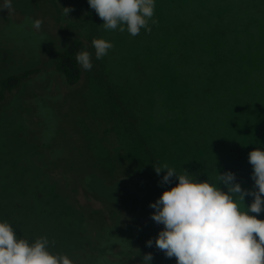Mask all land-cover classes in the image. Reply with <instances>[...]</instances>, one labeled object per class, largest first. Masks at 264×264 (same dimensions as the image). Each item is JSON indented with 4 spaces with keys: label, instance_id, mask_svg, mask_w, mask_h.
I'll return each instance as SVG.
<instances>
[{
    "label": "rangeland",
    "instance_id": "rangeland-1",
    "mask_svg": "<svg viewBox=\"0 0 264 264\" xmlns=\"http://www.w3.org/2000/svg\"><path fill=\"white\" fill-rule=\"evenodd\" d=\"M13 6L10 14L0 10V78L36 66L49 67L51 64L39 54L41 47L61 48L73 37H85L84 28L73 16L63 14V7L67 6L61 0L54 3L38 0L36 5L33 0H13ZM36 19L43 21L39 30L32 26ZM103 32L104 40L114 45L106 55V78L116 90L125 91L127 103L123 107L130 115L119 113L113 118L88 72L78 86L70 89L48 70L15 94L0 120V180L10 183L7 189L11 196H18L22 191L27 196L26 206H20L16 216L23 226L22 232L31 241L45 236L50 241V250L54 241L56 252L70 254L75 247H95L92 229L117 226L98 238L105 251L119 254L136 239L130 257L132 263L142 264L143 256L152 253L150 264H166L171 259L154 242L163 225L152 220L155 209L150 204L178 180L173 177L177 180L175 183H162L166 173L162 171L158 175L154 167L162 168L164 164L171 167V162L176 166L179 160L174 159L191 149L178 145L177 132L179 136L181 128L174 130L172 121L162 117L157 99H145L144 86L132 83L133 70L128 64L139 35L133 37L119 28H103ZM147 88L157 91L154 82L148 83ZM165 101L169 107L175 105L174 101ZM182 105L187 106V102L183 101ZM38 106L55 108L62 114L64 121L53 135L41 134V119L35 115ZM51 123V120L45 122L48 127ZM223 130L225 142L229 137L246 135ZM207 149L208 146H203L200 154L204 156ZM254 149L257 148L250 150ZM152 156L158 157V164L151 160ZM187 158L189 163L195 162L193 155ZM249 165L252 178L253 167ZM144 174L154 176L156 188L148 180H142ZM190 175L199 181L215 183L208 175ZM124 186L141 198L140 207L132 215L121 211L117 199L118 190ZM251 187L254 190L255 184ZM253 199L247 198L249 205ZM247 207L242 206L241 210ZM257 218L264 219V211ZM149 239L153 240L152 247L147 246Z\"/></svg>",
    "mask_w": 264,
    "mask_h": 264
},
{
    "label": "trees",
    "instance_id": "trees-1",
    "mask_svg": "<svg viewBox=\"0 0 264 264\" xmlns=\"http://www.w3.org/2000/svg\"><path fill=\"white\" fill-rule=\"evenodd\" d=\"M47 1L54 3L56 0ZM61 1L74 9L70 14L84 28L85 37H73L61 48L41 47L39 54L51 64L49 67L36 66L1 77L0 120L15 94L48 70L58 75L70 89L78 86L88 72L89 78L91 76L99 88L104 107L113 114V118L119 113L130 115L123 107V103H127L125 91L116 90L106 78V55L101 59L95 57L92 40L104 39V21L90 8L88 0ZM33 2L36 5L38 0ZM152 20L148 23L151 31L142 28L137 36L128 65L133 70L132 83L144 86L143 97L157 99L155 101L161 104L162 117L172 121L174 130L181 128L179 136V131H176L178 145L191 149L182 157H176L174 161L178 159L179 164L174 166L171 162L170 168L177 174L187 171L198 177L208 175L215 182L218 173L231 171L242 189L252 190L255 182L250 178L248 154L252 147H264V0H155ZM27 28L31 30L30 25ZM80 51L91 53L93 67L90 71L77 63L76 54ZM151 82L156 84L157 91L151 92L147 88ZM165 100L174 101L175 105L169 107ZM183 101L187 106L182 105ZM40 106L35 115L41 119V134L53 135L64 118L58 109ZM50 120L49 128L45 122ZM130 121L134 123L133 119ZM223 129L245 132L246 135H236L234 139L229 137L225 142ZM203 146H208L204 156L200 154ZM190 155H193L194 163H189L187 157ZM151 160L159 162L158 157L152 156ZM127 173L131 172L128 170ZM151 176L144 174L142 180H148L156 188L157 182ZM176 181L173 178L171 182ZM8 186L10 183L0 180V222L7 221L18 239L32 243L22 232L23 226L16 216L20 206H26L27 196L23 191L18 196H11ZM217 186L227 191L223 184ZM248 197L244 200L246 207L249 206ZM117 199L121 211L127 215L135 213L141 204L139 194L126 186L118 190ZM116 227L106 225L102 230L92 229L90 233L95 247H75L66 255L75 264H134L130 257L136 247V239L119 254L105 251V246L98 239L108 229L119 228ZM51 249L49 245L51 253L62 254L55 251L56 246ZM170 259L166 264H177L174 257Z\"/></svg>",
    "mask_w": 264,
    "mask_h": 264
},
{
    "label": "clouds",
    "instance_id": "clouds-1",
    "mask_svg": "<svg viewBox=\"0 0 264 264\" xmlns=\"http://www.w3.org/2000/svg\"><path fill=\"white\" fill-rule=\"evenodd\" d=\"M88 4L104 21L105 30L119 28L133 37L142 28L151 31L148 23L154 15L155 0H88ZM0 10L12 13L13 0H2ZM73 10L63 7V14L68 16ZM42 23L36 19L32 26L39 30ZM92 46L96 59L103 58L114 47L104 39H93ZM91 60L88 51L76 54L77 63L86 71L93 67ZM248 161L253 167L254 190L242 189L231 171L218 173L213 183L199 181L187 171L177 174L167 164L154 167L158 175L166 173L162 183H171L173 177L178 180L150 204L155 209L152 220L163 225L155 246L166 258L174 257L177 264H264V219L257 218L264 211V150H252ZM218 184H223L227 191ZM246 196L254 199L246 210H241ZM146 243L152 247L153 240ZM49 244L45 236L32 243L18 239L7 221L0 222V264H75L66 254L51 253ZM51 244L55 246L54 241ZM152 259V253H147L142 264H150Z\"/></svg>",
    "mask_w": 264,
    "mask_h": 264
}]
</instances>
